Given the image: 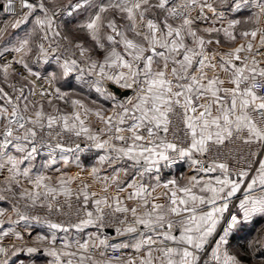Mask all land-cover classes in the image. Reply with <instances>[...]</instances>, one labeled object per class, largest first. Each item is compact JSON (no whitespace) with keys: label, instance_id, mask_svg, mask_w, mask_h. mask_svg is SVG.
<instances>
[{"label":"snow or ice","instance_id":"snow-or-ice-1","mask_svg":"<svg viewBox=\"0 0 264 264\" xmlns=\"http://www.w3.org/2000/svg\"><path fill=\"white\" fill-rule=\"evenodd\" d=\"M0 14V264H264V0Z\"/></svg>","mask_w":264,"mask_h":264},{"label":"crops","instance_id":"crops-1","mask_svg":"<svg viewBox=\"0 0 264 264\" xmlns=\"http://www.w3.org/2000/svg\"><path fill=\"white\" fill-rule=\"evenodd\" d=\"M82 160H83L84 165H86V166L90 163L89 159L86 156L82 157ZM76 170L77 169L74 166L69 169V171H71V172H75ZM0 206H3V204L0 203ZM257 226H259V221L257 222ZM86 231H89V230H86ZM249 231H250L249 229H245L243 234H247ZM232 243L233 244H237V243L243 244L244 241H243V239H240L239 235H238L237 238L233 239Z\"/></svg>","mask_w":264,"mask_h":264},{"label":"built area","instance_id":"built-area-1","mask_svg":"<svg viewBox=\"0 0 264 264\" xmlns=\"http://www.w3.org/2000/svg\"><path fill=\"white\" fill-rule=\"evenodd\" d=\"M5 16L3 14H0V20H3Z\"/></svg>","mask_w":264,"mask_h":264},{"label":"water","instance_id":"water-1","mask_svg":"<svg viewBox=\"0 0 264 264\" xmlns=\"http://www.w3.org/2000/svg\"><path fill=\"white\" fill-rule=\"evenodd\" d=\"M130 94V93H129Z\"/></svg>","mask_w":264,"mask_h":264}]
</instances>
